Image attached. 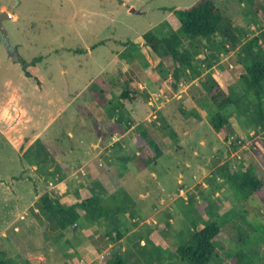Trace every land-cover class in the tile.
Segmentation results:
<instances>
[{"label": "rangeland", "instance_id": "374dc122", "mask_svg": "<svg viewBox=\"0 0 264 264\" xmlns=\"http://www.w3.org/2000/svg\"><path fill=\"white\" fill-rule=\"evenodd\" d=\"M197 1L18 0L5 24L18 57L8 56L0 36V259L109 264L118 255L126 264H190L178 248L195 227L217 223L219 257L210 264H235L240 251L264 264V114L242 78L248 63L264 58V0H219L228 36L180 35V55L197 61L190 71L162 45L154 52L144 35L177 32L173 10ZM10 3L0 0V13ZM254 38L260 55L245 50ZM98 78L108 87L103 97ZM207 79L240 100L225 111L221 133L211 125L217 108ZM19 110L22 123L8 130L3 115ZM141 126L164 148L156 164L140 159ZM20 137L24 153L12 142ZM225 171L246 173L262 188L237 191ZM45 194L65 206L95 196L123 211L98 222L78 210L76 226L62 232L41 211ZM113 223L116 242L106 236Z\"/></svg>", "mask_w": 264, "mask_h": 264}, {"label": "trees", "instance_id": "16d2710c", "mask_svg": "<svg viewBox=\"0 0 264 264\" xmlns=\"http://www.w3.org/2000/svg\"><path fill=\"white\" fill-rule=\"evenodd\" d=\"M218 1L219 0H198L189 8L173 10L174 15H176L180 23L178 31L172 32L170 35L162 39L158 38L153 32H148L144 35L148 45L154 52H157L159 47L162 45L169 55H171L173 58H178L177 60L181 61L183 66L188 68V70L194 71V57L189 55H180L181 47L183 45V40L180 35H185L189 38L202 39L213 38L220 33L228 36V33H226L223 29L226 13L223 9L217 6ZM239 1L243 3H253L256 0ZM257 49V55H260L262 49L260 47L258 38H254L253 40L249 41L245 47V50L248 52ZM36 60L33 62L34 65ZM23 64H26V62L23 61ZM208 68L211 69V65H209ZM28 76H31V73H28ZM174 78L176 79L177 83V87H175V89L179 90V70L175 71ZM242 78L247 81L249 85L248 89L253 90L256 93V96L260 102L258 110L261 116H263L264 110L262 109V104L264 102V58L262 60H255L248 63L246 66V74L243 75ZM39 80L40 78L37 77L38 82ZM97 81L99 83L98 88H100L99 95L103 97L107 93L108 87H106V83L103 79L98 78ZM205 85H207L206 88L209 91L208 95L210 100L217 108V112L211 119V125L216 132L221 133L224 127L227 125V116L225 111L240 104V100L232 98L230 94L225 91V87L218 83L216 79H207V83ZM130 94L131 93L126 90L123 92L122 98L129 100L131 99ZM24 116V110H19L12 115L5 113L3 118L5 121H7V123H9L8 130L16 129V127L22 123ZM163 117L164 120L167 121V115L163 114ZM138 130L142 138L145 140V144L141 148L142 153L140 159L146 166L156 164L159 158L163 155L164 148L151 136L147 129H144V127L141 126ZM12 142L19 152H25V143L22 137L12 138ZM27 142H30V140ZM49 170L47 171V175L54 177L55 174ZM224 173L229 186L241 192L249 189L246 195L258 193V191L262 188V183L259 180L249 177L246 173H229L227 171ZM79 191L80 190L77 189L76 192L79 193ZM41 203V211L43 215L48 220L54 219L62 232L68 228L73 230V226L81 219V214L78 210H85L89 219H95L98 222L100 221L101 217L104 216L111 218L114 222V216L119 215L123 211L116 207H110L109 204L104 207V205H101L100 199L96 198L95 196L82 202H73L71 205L65 206L61 204L58 199L53 198L50 194H45L41 198ZM113 224L114 232L106 233V236H108L112 242H116L121 238V235L118 232L117 226L115 227V223ZM195 228L196 232L193 235L191 242L178 248V256L183 261H187L190 264H210L213 260H216L219 257L215 240L221 232V227L217 223H211L206 225L204 228ZM115 232L118 234V237H115ZM97 251L101 252L99 249H97ZM253 257L254 255L246 251H240L235 254V264H253ZM0 264L7 263L0 259ZM109 264L126 263L120 256L115 255Z\"/></svg>", "mask_w": 264, "mask_h": 264}, {"label": "water", "instance_id": "95a60500", "mask_svg": "<svg viewBox=\"0 0 264 264\" xmlns=\"http://www.w3.org/2000/svg\"><path fill=\"white\" fill-rule=\"evenodd\" d=\"M18 4V0H11L9 10L8 11H2L0 13V36L1 40L3 42V45L8 53L9 57H18V51L17 49L12 45L11 39H10V33L6 27V22H8L10 19L13 18L12 12L14 11L15 7ZM117 220V217H116ZM76 226V225H74ZM76 228V227H74Z\"/></svg>", "mask_w": 264, "mask_h": 264}, {"label": "crops", "instance_id": "0c3cea01", "mask_svg": "<svg viewBox=\"0 0 264 264\" xmlns=\"http://www.w3.org/2000/svg\"><path fill=\"white\" fill-rule=\"evenodd\" d=\"M177 98H183L184 96L182 95V93H180V94H176L175 95ZM176 97H174V98H176ZM168 100H170V99H168ZM167 100V101H168ZM188 101V99H186V100H184V102L183 103H186ZM163 105L165 104V103H162Z\"/></svg>", "mask_w": 264, "mask_h": 264}]
</instances>
